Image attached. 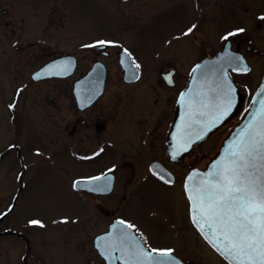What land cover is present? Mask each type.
<instances>
[{
    "label": "rangeland",
    "instance_id": "rangeland-1",
    "mask_svg": "<svg viewBox=\"0 0 264 264\" xmlns=\"http://www.w3.org/2000/svg\"><path fill=\"white\" fill-rule=\"evenodd\" d=\"M261 17L264 0H0V154L7 146L20 144L23 155L20 163L16 150L11 149L0 159V213L13 205L19 193L14 210L0 216V264H24L22 255L28 252L25 241L31 245L29 264H37V258L43 264H82L85 260L91 264L92 258L94 264H102L93 249V237L107 225L103 209L116 206L125 191L128 197L123 215L138 222L153 239V248L172 249L195 264H220L187 221L181 185H162L152 178L141 184L144 154L140 138L132 137L126 146L106 150L95 163L72 157L65 137L52 132L55 117L64 128L61 118L69 108L65 81L35 83L30 75L50 58L74 53L80 62L77 74L100 58L109 67L108 80L118 81V50L128 48L135 63L147 72L142 80L152 83L149 97L164 102L168 95L172 111L176 92L186 83L192 66L220 50L228 33L244 29L228 38L234 48L241 46L250 62L249 73L234 75L250 94L264 74ZM193 25V32L185 35ZM99 41L112 42L109 55L84 47ZM15 43L21 44L19 49ZM169 67L176 68L178 85L167 92L156 82L161 80L160 70ZM19 84L24 88L14 102ZM12 104L15 107H9ZM102 138L106 144L116 139L87 137L76 148L93 154ZM219 144L203 143L182 164L170 163L179 181L193 164L205 166ZM151 148L152 152L145 153L147 160L148 154H159L156 145ZM22 164L25 168L20 171ZM113 165L119 172L115 196L86 197L74 188V177ZM129 177L130 183L126 181ZM183 200L184 226L179 220ZM152 209L155 211L149 212ZM65 219L67 222H62ZM30 220H40L44 227L29 224ZM10 230L22 232L25 239Z\"/></svg>",
    "mask_w": 264,
    "mask_h": 264
},
{
    "label": "snow or ice",
    "instance_id": "snow-or-ice-1",
    "mask_svg": "<svg viewBox=\"0 0 264 264\" xmlns=\"http://www.w3.org/2000/svg\"><path fill=\"white\" fill-rule=\"evenodd\" d=\"M261 19L264 20V17ZM195 27L189 28L185 35L192 33ZM243 31L237 29L224 39ZM111 43L97 42L100 46ZM94 46L97 45L84 47ZM123 57L131 60V53L123 49ZM233 61L243 63V58L229 56L226 59L229 64ZM121 63H124L123 58ZM69 67L67 63L53 65L35 78L49 74L62 75L67 73ZM134 67L139 69L140 65L134 64ZM200 68V65H196L193 73ZM241 70L250 71L246 65ZM167 82L172 83L171 76L167 77ZM256 97L259 99H254L250 107L254 108L258 103L259 109L252 112L246 123L238 126L222 153L207 170L194 169L186 177L185 191L190 201L192 221L204 239L229 264H264V87L256 93ZM179 102L185 109V115L177 126L178 135L174 137L175 148L171 152L173 159L189 151L193 144L203 140L229 118L236 106L235 88L227 73L222 71L221 78L214 86L207 91L204 86L197 90L189 89L180 95ZM159 178L165 183L173 182L170 173L159 175ZM93 179L99 180L100 177ZM81 183L83 181L74 182V187ZM12 210L10 206L8 212ZM4 215L7 213H0V216ZM62 222L66 223L67 220ZM29 224L44 227L40 220H30ZM117 224L124 225L127 230L101 237L97 242V248L105 259L119 260L122 264H165L159 258L172 257V249L150 248L141 238L128 231L134 229V225L123 220Z\"/></svg>",
    "mask_w": 264,
    "mask_h": 264
},
{
    "label": "flooded vegetation",
    "instance_id": "flooded-vegetation-1",
    "mask_svg": "<svg viewBox=\"0 0 264 264\" xmlns=\"http://www.w3.org/2000/svg\"><path fill=\"white\" fill-rule=\"evenodd\" d=\"M8 24V21L6 22ZM97 45V44H95ZM21 44L15 43L14 47L16 49H19ZM102 56H107L110 54V51L107 50V54H103V49L97 48V46H94ZM248 49H251V46H247ZM236 48L240 49L241 46L238 44L236 45ZM254 51L259 52L260 50L257 47L253 48ZM120 50H118L119 53ZM68 54V53H63ZM74 54V53H71ZM61 55V54H59ZM77 56V66L73 73H71L68 76H54L50 78L40 79V80H33V82L37 83L40 81H46L48 79H58V80H64L65 81V89H67L68 94V111L67 115L63 116L61 118L62 122H64V128L60 127L59 120L54 121V126L56 129H54L52 132L56 137H65V143L68 146V149L71 150L72 157H78L81 158L82 161H92L95 163L96 160L103 158L102 154L106 150L112 149H118L121 148V146H126L129 141H131L132 137L134 138H140L141 147L140 152L144 155H141L143 158L142 161V169L141 171L144 172L142 175L144 177L140 178L141 184L146 183L145 180L147 178H152L153 180L157 181L158 183L162 185L167 186H173V185H181L182 191H183V198L186 200L187 204V221L189 225L192 228V231H194L200 239L201 237L200 233L196 229L195 225L193 224L191 217H190V211H189V202L186 197L185 191H184V180L186 174L182 177V181H179V177L177 172L170 167V163L174 165H180L182 164L185 159L195 152L196 148L203 144V143H209L210 146L214 145L216 141H221L223 138L227 135V133L231 130L233 127L234 120H239V118L244 114L247 101H248V95L244 91L243 88H241L244 92L243 94V104L240 107V110L237 115L233 116L232 118L225 121L223 124H221L218 128H216L206 139H204L201 142L195 143L193 145L192 150L185 154L184 157L181 159V161L173 160L169 155V145L167 142V138L169 135V132L171 130L172 121L174 118L175 110H176V104H177V98L182 90V88L185 86V84L178 89L176 92V96L174 97V100L172 102V111L170 110V98L167 95L165 101L161 102L158 97H149V91L153 89L152 83L143 81L142 79L145 77V74L147 73L141 66L139 67V75L137 79L134 80H126L125 79V73L124 68L121 64L118 65L119 71L121 72L120 80L118 81H110L108 80L109 77V67L107 65V76L106 81L104 83L103 89L100 91V95L90 104L85 103H79L76 97L75 93V81L82 77L84 73L90 69L91 66H89L84 72L81 74L78 73L79 69V56ZM119 56V54H118ZM100 58H96L94 61L98 60ZM103 60V59H102ZM119 60V57H118ZM172 67L167 68L166 70L171 69ZM175 68V67H174ZM176 69V68H175ZM165 69L160 70V78L161 80H158L156 84H158L164 91H169V89L176 88L178 85V77H177V70L174 74V81L175 83L171 86L169 83H167L163 79L162 72ZM232 75H237L235 73H232ZM24 86L19 84L16 86V90L14 92V102L18 100L19 94L21 93V89H23ZM53 118V116H52ZM232 122V123H231ZM227 130V131H226ZM226 131V133H224ZM219 134V135H218ZM218 135V136H217ZM115 137L116 139L112 138L113 141L105 143V139L102 138L99 140L100 142L97 145V151L93 154H86L84 150L76 148V144L82 143L83 139L86 140L87 137L91 138H98V137ZM119 138V140H118ZM156 140V143L154 142ZM158 140V142H157ZM156 145L157 146V153H159L157 156L154 155L151 157V155L148 154L149 160L146 158V152L149 153L152 152L151 146ZM219 146V145H218ZM11 149H15L17 153V158L22 163L23 155L20 151V144L16 145H9L7 148L0 154V158H4L9 152H11ZM103 149L102 152L100 150ZM100 153L99 155H95L96 153ZM113 154V153H112ZM208 161V160H207ZM130 161H126V164H130ZM207 163V162H206ZM205 163V164H206ZM23 165V164H22ZM155 166V169L153 167ZM118 166H108L102 167L101 170L96 171L94 173L85 174V175H79L77 177H98L101 175H104L106 173H112L113 180L111 181L110 177L105 178L101 183L96 184L94 189H104L106 190L111 183V189L110 191H104V190H94L89 188H83V189H76V191L80 192L84 196H94V197H108V196H115L117 194V188L119 186V172H118ZM132 167V166H131ZM193 167H201L197 164H193L191 168ZM25 166H22V169L20 171H23ZM164 169L171 170L173 173L172 183H165L159 178V171H165ZM111 170V171H109ZM132 175H134V170H132ZM74 178V179H75ZM132 180L131 177L127 178L126 181L130 183ZM126 182V183H127ZM127 183V184H128ZM21 189V187H20ZM127 191L122 193L121 196H119L118 203H116L113 208H104V216L107 217V225L104 229L100 230L104 231L109 228L112 222H114L116 219H122L126 223H130L135 226L133 229L146 243L150 248L152 247L153 239L150 238L149 235L144 233L141 226L136 222L134 219H128L123 215L122 209H123V203L125 202L127 196ZM19 196V193L17 194L15 201H17ZM116 201V200H114ZM16 203L14 204V206ZM183 206H184V200L182 201V209H180L181 214H179V220H181L182 225H185L186 218L183 216ZM13 209V208H12ZM14 210V209H13ZM154 212L155 209L150 210L149 212ZM157 214V213H154ZM153 214L150 213V216ZM18 237L25 239V234L19 231L10 230L8 231ZM98 232V233H99ZM204 244L210 249V251L220 260V264H229L222 256H220L205 240L203 241ZM29 250H31V245L28 241L24 242ZM93 249L95 251V254L98 256V260L100 259L102 261V264H106L105 258L101 255V253L98 251L97 247L95 246L94 241H92ZM72 248V247H70ZM28 252L24 253L22 255V260L24 264H29L27 262V255ZM37 253V252H36ZM176 254V253H175ZM38 255V253L36 254ZM40 255V254H39ZM178 255V254H177ZM180 256L185 264H195L190 258H184L182 255ZM37 264H43L42 260L40 258L36 259ZM91 264L95 263V259L92 258L90 261ZM82 264H89L87 260H85ZM117 264H120V262H117Z\"/></svg>",
    "mask_w": 264,
    "mask_h": 264
},
{
    "label": "water",
    "instance_id": "water-1",
    "mask_svg": "<svg viewBox=\"0 0 264 264\" xmlns=\"http://www.w3.org/2000/svg\"><path fill=\"white\" fill-rule=\"evenodd\" d=\"M104 46L105 45L98 46V47L103 48ZM229 56L242 57L243 63H241L240 61H233L231 64L226 63V59ZM122 58L124 59V63H121ZM65 63L70 65L67 73L62 74V75H51V74L41 75L40 78L50 77V76H68L74 71L76 64H77V58L74 55H69V54L50 59L49 61L44 63L41 67H39L37 70H35L32 74V77L34 79H37V78H35L37 76V74L44 73L45 70L48 69L50 66L57 65V64H65ZM120 63L125 67V78L128 80L135 79L134 77H136L135 75L137 73V69L134 67V63L132 61V58H131V60H129L128 58L123 57V51L121 52ZM196 65H200L201 68L195 73H193V71L191 72L189 79H188V82H187L185 88L181 91L180 95L182 93H185L189 89L197 90L201 86H204V90L207 91L209 87L214 86L215 83L217 82V80L221 78L222 71L226 72L227 76L229 77V79L232 83V85L235 88V96H236V106H235L232 114L229 116V118H230L233 114H235L237 112L238 107L241 103V92L239 90L237 83L231 77L229 70H233V68H236L237 70H235V72L244 73V71H242L241 69L245 65L250 69L249 63H248L245 55L241 51L233 49L231 47L230 39H227L225 41L222 49L217 54L203 58L202 60L197 62L195 64V66ZM106 73H107V67H106L105 63L102 61H96V62H94L92 67L81 78L76 80L75 92H76V96H77L79 103L90 104L92 101H94L99 96L100 91L104 87V82L106 79ZM172 73H173V70L164 72L163 73L164 78L167 80V77L169 75H172ZM262 87H264V76L262 78V81H261L259 87L257 88V90L255 91V93L253 94V96L251 98L250 104L248 106V109H247L244 117L233 127V129L231 130L229 135L224 139V141H223L222 145L220 146L216 155L208 162V164L205 168H193L192 170H190V172L187 174V176L194 169H198L201 171L207 170V168L211 164V162L213 160H215L222 153L224 147L226 146V143L228 141H230L231 138L235 135V131L237 130L238 126H242L243 123H246L247 119L251 117L252 112L259 109L258 103L256 104V106L254 108H251L250 106L252 105V101L254 99H257V100L259 99L256 97V93ZM180 95L178 98L177 111H176L175 118L173 121L172 129H171L169 137H168L170 155H171V152L175 148L174 137L178 135L177 126L182 123V118L185 115V109H184L183 105H181V103L179 102L180 101ZM211 132H209L208 135ZM189 151H187V152H189ZM187 152H183L176 159L181 160L183 155ZM159 173L161 175L170 173L171 177H172V173L169 172L168 170H166V171L160 170ZM107 177H110L111 181L113 180V175L109 174V173L101 176L99 180H94L93 178H90V179L79 178L76 181H83V183H81L77 188L88 187V188L94 189L96 184L101 183ZM185 184H186V179H185ZM110 189H111V183L109 184L108 188L104 191H110ZM118 221H120V220L115 221L110 226L109 230L102 232V233H99L98 235L95 236L94 240H95L96 247H97V242H98L99 238L106 237L109 234L115 235L116 232H119L122 230H127V229H125L124 225L117 224ZM114 226H115V231H114ZM128 231H131L136 236H138L133 230H128ZM101 243H103V242H101ZM159 259L163 260L165 262V264H175V262H179V264H185L178 256L174 255L173 253H172L171 258L161 257ZM106 261H107V264H115L117 262V260L109 261L107 259H106ZM120 262L122 263V261H120Z\"/></svg>",
    "mask_w": 264,
    "mask_h": 264
}]
</instances>
